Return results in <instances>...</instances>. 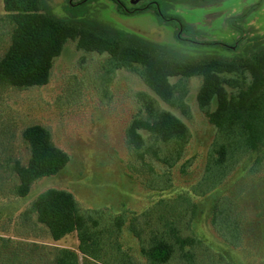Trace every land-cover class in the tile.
I'll return each instance as SVG.
<instances>
[{
	"label": "rangeland",
	"instance_id": "rangeland-1",
	"mask_svg": "<svg viewBox=\"0 0 264 264\" xmlns=\"http://www.w3.org/2000/svg\"><path fill=\"white\" fill-rule=\"evenodd\" d=\"M121 1L128 8L159 3L165 14L189 23L190 32L184 34L185 41H179L175 30L162 24L153 12L126 16L112 0H46L58 19L110 34L125 33L196 59L250 57L264 47V0ZM244 11L246 16L239 19ZM3 14L0 0V16ZM9 30L0 17V56L8 47ZM111 66L106 55L86 53L77 48L76 41H69L55 60L46 86L0 87V235L78 252L76 234L54 242L30 212L32 202L48 189L72 193L83 209L128 218L159 200L189 195L198 207L195 234L205 245L222 253L231 264H264V147L244 158L216 192L197 196L193 190L205 174L208 154L218 137L197 102L201 78L171 80L178 91L186 92L181 106L173 107L151 92L138 71H110ZM141 95L156 99L162 110L177 116L189 129L181 158L173 165L164 161L165 151L160 160L152 155L140 160L128 147L130 122L144 115ZM215 108L213 104L212 110ZM35 124L51 131L55 145L69 154L70 163L57 175L38 181L27 197L18 198L12 164L27 162L30 151L22 134ZM258 159L259 170L249 175L251 164ZM220 197L231 202L240 215L238 248L228 247L212 228L211 210ZM127 226L121 238L123 248L139 257L140 244Z\"/></svg>",
	"mask_w": 264,
	"mask_h": 264
},
{
	"label": "trees",
	"instance_id": "trees-1",
	"mask_svg": "<svg viewBox=\"0 0 264 264\" xmlns=\"http://www.w3.org/2000/svg\"><path fill=\"white\" fill-rule=\"evenodd\" d=\"M112 1L126 16L153 12L162 24L175 30L179 41H185L184 34L190 32L189 23L165 14L159 3L128 8L121 0ZM3 7L0 17L10 30L8 47L0 56V87L46 86L55 60L69 41H76L77 48L86 53L106 55L112 64L110 71H138L151 92L173 107L181 106L186 92L178 91L171 80L201 78L197 102L218 137L208 154L205 174L193 190L197 196L216 192L244 158L264 147V47L250 57L196 59L125 33L110 34L58 19L46 0H3ZM246 14L242 12L239 19ZM140 101L144 115L134 117L126 130L129 149L140 160L147 155L160 160L165 151L164 161L173 165L188 142V127L162 110L156 99L141 95ZM22 137L30 155L26 163L16 160L12 164L18 198L27 197L38 181L57 175L70 163L69 154L55 145L48 128L28 126ZM260 164L259 159L252 163L249 175L258 171ZM30 212L54 242L76 234L78 252L0 235V264H231L195 234L198 207L189 195L159 200L128 218L83 209L72 193L48 189L32 202ZM2 217L0 212V220ZM127 224L140 244L139 257L123 248L121 238ZM211 225L228 247L241 246L242 222L231 202L221 197L214 202Z\"/></svg>",
	"mask_w": 264,
	"mask_h": 264
}]
</instances>
